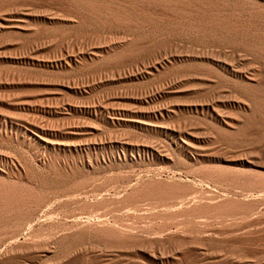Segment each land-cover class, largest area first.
Here are the masks:
<instances>
[{
  "label": "rangeland",
  "instance_id": "rangeland-1",
  "mask_svg": "<svg viewBox=\"0 0 264 264\" xmlns=\"http://www.w3.org/2000/svg\"><path fill=\"white\" fill-rule=\"evenodd\" d=\"M132 5L0 0V264H264V0Z\"/></svg>",
  "mask_w": 264,
  "mask_h": 264
},
{
  "label": "bare ground",
  "instance_id": "bare-ground-1",
  "mask_svg": "<svg viewBox=\"0 0 264 264\" xmlns=\"http://www.w3.org/2000/svg\"><path fill=\"white\" fill-rule=\"evenodd\" d=\"M72 1L75 4V6L78 8H83V10L93 11L95 8H113L112 4L114 2H120L121 0H72ZM125 1L129 3L128 7L133 8L132 4L140 0H125ZM150 1L156 4L166 5L168 7L169 6L173 7V6L182 4L184 5L185 8H190V6L188 5H189V2H191L192 0H150ZM180 1H183V3H180ZM198 1L203 3L204 1L206 2V1H211V0H198ZM245 9L247 8H242V6L241 7L239 6V8H237V11H239L240 14L244 15L246 13ZM187 10H190V9H187ZM206 12H207L206 16L211 17V14H210L212 13L211 9L207 8ZM178 14L183 15V17L189 18V19L192 18L193 16H196L195 12L191 10L186 11V12L178 11ZM250 15L252 16L253 19H255L252 25H247V24L239 25V27H236V28L231 27L229 25L227 26L225 25L224 27H221L220 29L217 28V30L214 28H211L207 33H204V35L217 38L219 37L218 33H220L221 36L218 39L221 43H223L224 45H228V46L230 45L233 47L241 48L245 52H249L253 54L256 57V59L260 60V62H262V64L264 65V8H260L257 11H253ZM105 16H107L108 18L116 19V15L113 14V12L111 11H107ZM194 25L195 26H193V28L195 30H192V31L194 33H198L199 30H197L196 27H199V26H197V23H195ZM208 25L211 26V23ZM198 35H200V32L198 33ZM204 48L208 49V46H205ZM261 70H264V69H261ZM258 104L260 105L262 104V102H258Z\"/></svg>",
  "mask_w": 264,
  "mask_h": 264
}]
</instances>
